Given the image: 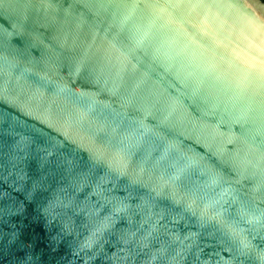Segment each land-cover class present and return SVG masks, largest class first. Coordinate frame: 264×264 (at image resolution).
<instances>
[{
  "label": "water",
  "instance_id": "95a60500",
  "mask_svg": "<svg viewBox=\"0 0 264 264\" xmlns=\"http://www.w3.org/2000/svg\"><path fill=\"white\" fill-rule=\"evenodd\" d=\"M0 264H264V0H0Z\"/></svg>",
  "mask_w": 264,
  "mask_h": 264
},
{
  "label": "clouds",
  "instance_id": "9594fccd",
  "mask_svg": "<svg viewBox=\"0 0 264 264\" xmlns=\"http://www.w3.org/2000/svg\"><path fill=\"white\" fill-rule=\"evenodd\" d=\"M172 147L173 146H169V148L165 150L164 155L158 157L157 166H160L161 161H163L168 156ZM99 158L106 161L109 167L120 172H123V170L127 168L128 165V161L125 159L123 148H116L115 151H112L108 145L101 146L99 149ZM181 160H184V162L181 163ZM240 162L243 163V159H241ZM195 163H197V161L193 160L191 157H187L185 159L183 153H178V155L171 160V166L174 169L171 173L165 175L166 167L160 168L159 171L155 172L150 170L145 179V183L151 182L153 191H160L165 186H167L170 189V195L172 199L179 203L181 200L187 198V208L189 210H194V206L196 204L195 193L191 192V190L181 191L177 182L181 179L182 174ZM143 173L144 168L141 167L136 175L139 177L143 175ZM215 182L216 181L214 180L213 183ZM213 203H215V201L208 200L204 205L205 209H207ZM120 210V208L116 209L117 212ZM110 219L111 218L108 216L104 217L103 220H101L97 226L92 229L89 237V241H91L90 244L88 243L89 247H91L92 244H94L109 227H111Z\"/></svg>",
  "mask_w": 264,
  "mask_h": 264
}]
</instances>
